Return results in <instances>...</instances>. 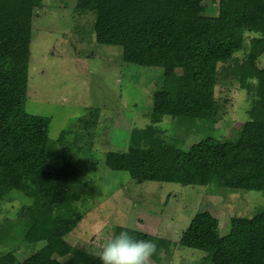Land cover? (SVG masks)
<instances>
[{
  "label": "trees",
  "instance_id": "1",
  "mask_svg": "<svg viewBox=\"0 0 264 264\" xmlns=\"http://www.w3.org/2000/svg\"><path fill=\"white\" fill-rule=\"evenodd\" d=\"M206 1L72 0L76 9L96 15L97 43L119 47L124 62L162 70L150 113L153 123L170 115L176 130L185 125L212 131L211 123L222 118L227 102L215 97L217 64L238 52L248 56L246 31L264 41V0H218L217 15L208 14ZM44 6V0H0V202L21 201L28 220L25 228L8 219L0 225V264H100L65 240L86 213L81 206L87 202L91 181L81 174L76 156H88L93 143L90 117L98 112L91 107L77 120L72 140L65 139L67 131L60 134L58 142L68 145L69 152L48 170L50 119L25 109L32 22L35 9ZM259 68V118L252 113L236 137L208 136L182 150V139L167 137L162 129L132 128L127 150L109 152L106 166L128 172L137 182L207 186L217 161L235 152L250 158L246 189L264 192V66ZM218 228V217L196 213L176 244L203 251L202 264H264V207L251 217H232L227 239L211 249ZM120 231L154 241L153 260L170 244L119 224L107 234ZM24 242L43 245L17 260L14 252Z\"/></svg>",
  "mask_w": 264,
  "mask_h": 264
},
{
  "label": "rangeland",
  "instance_id": "2",
  "mask_svg": "<svg viewBox=\"0 0 264 264\" xmlns=\"http://www.w3.org/2000/svg\"><path fill=\"white\" fill-rule=\"evenodd\" d=\"M44 1L46 6L35 9L32 22L25 109L50 119L46 169H54L61 156L69 152L68 145L58 142L60 134L67 131L65 139L72 140L77 120L91 107L98 112V116L90 117L93 143L88 156H76L81 174L91 181L87 202L81 206L86 213L65 240L90 253L88 237L95 235L98 241L111 226L127 224L170 241L150 264H202L203 251L176 244L192 226L196 213L210 212L218 217L219 236L212 244L214 249L227 239L232 217H251L264 207V192L246 189L250 158L228 152L217 161L207 186H191L137 182L126 171L109 169L106 155L127 150L132 128L162 129L165 136L182 139V150L208 136L219 140L236 137L252 113L259 118L256 74L264 66V41L257 39V33L246 31L248 56L238 52L217 64L215 97L227 102L222 118L211 123L213 130L185 125L176 130L175 118L163 115L159 123H153L150 114L154 93L162 85L161 69L124 62L119 47L97 43L94 12L76 9L72 0ZM206 3L208 14L217 15L218 0ZM21 204L18 200L1 201L0 225L8 219L25 228L28 220ZM136 215L139 220L133 225L130 220ZM42 245L24 242L14 255L22 260Z\"/></svg>",
  "mask_w": 264,
  "mask_h": 264
},
{
  "label": "clouds",
  "instance_id": "3",
  "mask_svg": "<svg viewBox=\"0 0 264 264\" xmlns=\"http://www.w3.org/2000/svg\"><path fill=\"white\" fill-rule=\"evenodd\" d=\"M90 254L100 264H150L157 245L152 240L137 239L128 231L109 233L98 241L95 235L87 238Z\"/></svg>",
  "mask_w": 264,
  "mask_h": 264
},
{
  "label": "crops",
  "instance_id": "4",
  "mask_svg": "<svg viewBox=\"0 0 264 264\" xmlns=\"http://www.w3.org/2000/svg\"><path fill=\"white\" fill-rule=\"evenodd\" d=\"M134 211V209H132V211L131 212H133ZM139 217H138V215H136L135 217H133L132 218V220H130V223H138L137 222V220H139L138 219ZM120 225V224H119ZM122 225H124V226H126L127 224H122ZM133 225H135V224H133ZM129 228H132V229H134V227L133 226H128ZM135 230H138V229H135ZM87 251V250H86ZM88 252V251H87Z\"/></svg>",
  "mask_w": 264,
  "mask_h": 264
}]
</instances>
